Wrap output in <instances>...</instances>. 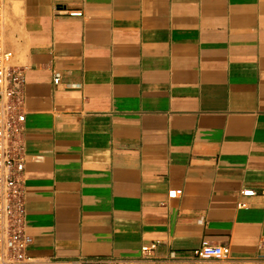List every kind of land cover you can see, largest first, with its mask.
Wrapping results in <instances>:
<instances>
[{"label":"crops","instance_id":"obj_1","mask_svg":"<svg viewBox=\"0 0 264 264\" xmlns=\"http://www.w3.org/2000/svg\"><path fill=\"white\" fill-rule=\"evenodd\" d=\"M3 4L32 257L264 264V0Z\"/></svg>","mask_w":264,"mask_h":264},{"label":"built area","instance_id":"obj_2","mask_svg":"<svg viewBox=\"0 0 264 264\" xmlns=\"http://www.w3.org/2000/svg\"><path fill=\"white\" fill-rule=\"evenodd\" d=\"M3 0H0V264H161L162 260L153 257L156 243L142 247L143 256L137 259L102 260L79 257L76 259L32 257L28 249L33 238L26 232V207L21 175L24 171V145L22 143V122L20 112L22 92L25 82L24 69L14 65L13 51L4 41ZM80 16V11H71ZM57 75L54 81L57 83ZM254 190H244L243 195H253ZM181 189L169 191V196L177 197ZM245 207V203H240ZM230 254L228 246L203 242L195 249L193 257L226 259Z\"/></svg>","mask_w":264,"mask_h":264}]
</instances>
